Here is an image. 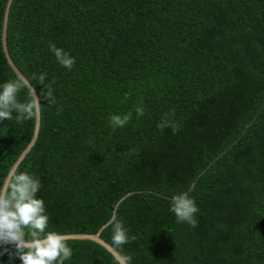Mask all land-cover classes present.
<instances>
[{"label":"trees","instance_id":"1","mask_svg":"<svg viewBox=\"0 0 264 264\" xmlns=\"http://www.w3.org/2000/svg\"><path fill=\"white\" fill-rule=\"evenodd\" d=\"M5 42L39 98L14 170L41 181L46 231L100 230L126 256L115 215L148 232L147 264H264V0H11ZM17 79L0 44V85ZM30 97L25 86L17 100ZM33 127L0 121V185ZM181 194L195 227L170 210ZM66 243L64 264H118L92 240ZM14 251L0 245V264H21Z\"/></svg>","mask_w":264,"mask_h":264},{"label":"clouds","instance_id":"2","mask_svg":"<svg viewBox=\"0 0 264 264\" xmlns=\"http://www.w3.org/2000/svg\"><path fill=\"white\" fill-rule=\"evenodd\" d=\"M50 50L62 67L72 69L75 64L73 57L54 44L50 45ZM33 78L43 84L46 73H41L38 77L33 74ZM24 87L25 83L22 79L0 85V121L11 120L13 112L16 113L18 122L34 116L40 104L39 98L33 94L26 103L17 100L19 92ZM45 99L48 103L55 102L50 90L45 93ZM136 111L139 116L144 115L142 108H137ZM130 116V113L123 118L112 116L111 123L123 127ZM158 127H170L174 134L178 131V126L169 120L162 121ZM41 186L39 178L25 172L17 173L16 170H12L3 185H0V245H11L15 251L9 253L10 258L18 257L21 264H64L65 260L71 258L72 249L66 243L68 239L66 235L46 231L49 217L46 214L44 201L36 195ZM170 210L175 214L178 222H187L193 227L196 226L197 221L194 216L198 212V207L186 194L173 197ZM108 226L112 228V243L116 248H122L129 242L128 230L117 216L111 217ZM120 259L123 264H131L130 256L122 255Z\"/></svg>","mask_w":264,"mask_h":264},{"label":"water","instance_id":"3","mask_svg":"<svg viewBox=\"0 0 264 264\" xmlns=\"http://www.w3.org/2000/svg\"><path fill=\"white\" fill-rule=\"evenodd\" d=\"M10 2L11 0L6 1L4 13H3V20H2L1 32H0L1 49L4 53L5 61L8 64V66L12 69V71L15 73V75L19 79H22L24 81L25 86L29 90L31 96L33 94L36 96L34 88L31 86V84L27 81V79L19 72V70L12 63L8 55V52H7L6 42H5V32H6L7 12H8V7H9ZM38 127H39V112L37 108L34 114V127H33V132L31 135V139L29 143L26 145V147L20 152V154L18 155L14 163L11 165V167L9 168L1 185H3L8 174L16 168L20 160L23 158L24 154L28 151L30 146L35 141V138L38 132ZM99 231L100 230L96 231L95 233H91V234L90 233H68V234H63V235H66L68 239L92 240L96 242L97 244H99L100 246H102L118 262V264H123V261H121L120 259L121 258L120 254L113 247H111L107 242H105L103 239L100 238ZM128 235L130 237V240L128 243L125 244V255L131 257V264H147L148 232L128 230ZM132 237H134L135 239L132 240L131 239Z\"/></svg>","mask_w":264,"mask_h":264}]
</instances>
